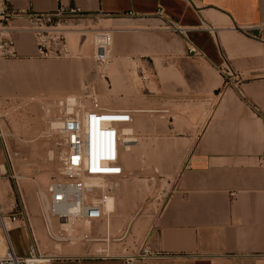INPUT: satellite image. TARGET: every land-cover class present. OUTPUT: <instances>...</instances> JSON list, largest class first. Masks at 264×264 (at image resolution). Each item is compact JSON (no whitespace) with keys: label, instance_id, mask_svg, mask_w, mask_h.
<instances>
[{"label":"crops","instance_id":"crops-1","mask_svg":"<svg viewBox=\"0 0 264 264\" xmlns=\"http://www.w3.org/2000/svg\"><path fill=\"white\" fill-rule=\"evenodd\" d=\"M9 2L14 10L48 12L64 6L126 17L144 26L145 34L158 23L167 24L155 15L162 9L169 24L185 29L186 38L173 30L185 51L169 57L176 63L178 84L162 85L161 91L157 84L156 110H137L172 114L162 128L156 118V156L167 164L163 174L168 177L162 179L167 185L143 200L155 204V210L137 218L139 213H132L131 223L140 220L129 227L123 251L134 254L146 247L163 254L129 264H264V170L259 165L264 152L259 114L264 112V0ZM105 22L108 26L112 20ZM16 47L26 56L35 53L29 34L17 36ZM107 74L115 86L114 68ZM133 128L125 132L133 136ZM128 211L124 208L121 215ZM10 239L17 254H27L25 226L15 225ZM73 249L78 250L66 251H81ZM121 256L65 254L51 264H128Z\"/></svg>","mask_w":264,"mask_h":264},{"label":"rangeland","instance_id":"rangeland-1","mask_svg":"<svg viewBox=\"0 0 264 264\" xmlns=\"http://www.w3.org/2000/svg\"><path fill=\"white\" fill-rule=\"evenodd\" d=\"M125 18L97 16L75 26L112 31L113 40L108 60L104 64H97L93 60L94 46L90 33L86 34L87 41L82 46L79 41L72 45V42H68L73 52L80 54V58L44 59L24 54L19 58H0V149L4 143L11 153L17 154L11 162H7L0 151L1 172L5 169L4 175L0 176V186L3 189L0 207L8 210L13 202L17 204V192L20 191L30 221L41 240V250L58 254L60 249V255L111 256L123 253V240H113L123 233L134 216L132 213L142 208L137 218L156 209L155 204L147 206L143 204V200L157 196L167 185L162 180L168 177L163 174V168L167 164L164 162L163 165V158L156 156V118L158 114L162 128L167 117L172 114L155 111L134 113L132 123L127 125L129 128L135 127V130L132 129L133 146L127 149L124 144L122 147L125 149L122 148L120 153L124 175L106 179L108 185L121 187L113 193L121 195H116L113 212L107 214V219L96 224V227L85 230L80 225L75 230L79 235L81 229H91L98 234L93 237L106 238V241L76 240L74 244H60L56 250V245L44 234L42 211L36 207L35 192L46 188L60 167L58 149L55 146L56 131H51L50 123L57 120L59 109L66 107L65 103L60 106L58 101L52 99L61 95H74L85 110L92 107V97L99 105L108 108L156 110L157 84L160 85V91L162 85L170 88L173 82L178 84L177 66L169 57L184 52L185 48L176 32L158 23L155 28L147 29L148 33L145 34L144 26ZM106 19L112 20L108 26ZM115 27L120 28V31L117 32ZM75 35L78 36V33ZM68 36L69 34L67 40ZM150 47H155L158 51L150 52ZM112 67L117 80L115 86L107 74ZM168 95L171 97V93L166 94L167 97ZM47 105L51 106L46 108ZM158 107L161 108V105ZM52 111L56 119L49 120L48 114ZM124 208L129 210L126 216L121 215ZM136 218L130 226L138 224L140 219ZM72 245L81 248V251L65 252Z\"/></svg>","mask_w":264,"mask_h":264},{"label":"built area","instance_id":"built-area-1","mask_svg":"<svg viewBox=\"0 0 264 264\" xmlns=\"http://www.w3.org/2000/svg\"><path fill=\"white\" fill-rule=\"evenodd\" d=\"M131 15L130 12L127 14L128 17ZM155 15L167 23L168 29H173L186 38L185 29L169 24L163 16L162 9H157ZM97 16L110 15L88 14L78 7L64 6H58L48 12L14 10L9 0H0V58L23 56L16 47V37L23 34H29L32 38L34 57L80 58V54L70 48L67 34L76 28V24L85 23ZM14 20L20 22L13 23ZM93 34V60L97 64H104L108 60L112 34L106 29H96ZM91 101H95L94 97ZM73 109L76 110H63L60 113L61 123L55 138L60 167L47 187V206L41 213L44 234L56 245L54 246L56 250L60 244H74L76 240L82 242L106 240L93 237L97 232H85L81 229V234L78 235L75 230L85 223L96 227V224L107 219L104 205L107 196L114 193V187L107 184H90L88 181L91 178L124 175L120 163L124 141L119 128L131 122L134 112L132 109L104 108L96 101L89 109L82 110L77 106H73ZM259 114L264 121V112L259 111ZM98 138L100 141L97 142ZM0 151L7 162H11L12 158L17 156L16 153H11L4 143ZM259 165L264 170V152L259 158ZM4 173L5 169L3 172L0 170V176ZM141 209L139 208L135 215ZM14 223L25 226L28 231L30 244L26 255L17 254L13 248L10 231L15 227H11ZM130 223L131 221L123 233L113 241L119 242L124 239ZM120 255L125 257L128 264L136 258L143 260L163 256L161 253L149 251L146 247H142L134 254H125L123 251L121 254L111 256ZM59 256L60 254L55 252L41 250L36 230L30 221L22 194L18 190L17 204L13 202L8 210L0 207V264H51Z\"/></svg>","mask_w":264,"mask_h":264},{"label":"bare ground","instance_id":"bare-ground-1","mask_svg":"<svg viewBox=\"0 0 264 264\" xmlns=\"http://www.w3.org/2000/svg\"><path fill=\"white\" fill-rule=\"evenodd\" d=\"M93 28H90V30L89 29H84V28H74V30H71V31H69L68 32V34H69V36H68V42H72V43H70L71 45L72 44H77V42L79 41L80 42V44H81V46L83 45V42L85 43L86 41H87V37H86V34H91V39H92V42H94V34H93ZM106 30H108V29H106ZM110 32H111V34H112V31L111 30H109ZM87 32V33H86ZM76 33H78V36L77 35H75ZM80 35H82L83 36V38H81L80 39ZM70 40V41H69ZM29 68V67H28ZM30 68H32V67H30ZM19 71V70H18ZM23 71V70H22ZM22 74V73H21ZM26 76V75H25ZM27 78V77H26ZM38 79V78H37ZM47 80V79H46ZM52 80V79H51ZM27 82V81H26ZM32 82V81H31ZM37 82V81H36ZM39 82H41V81H39ZM45 82V81H44ZM55 83V82H54ZM32 86V85H31ZM41 87V86H40ZM46 87V86H45ZM62 87V86H61ZM57 88V87H56ZM47 89V88H46ZM54 89V88H53ZM38 90V89H37ZM50 90V89H49ZM42 92V91H41ZM36 93V92H35ZM56 94V93H55ZM52 100H54V101H58V103H59V105L61 106V105H63V103H65V107L66 108H61V109H59V111H58V116H57V120H53V121H51V127L52 128H50L51 129V131H56L57 132V128L60 126V123H61V120H60V113L63 111V110H66V111H72V110H76V109H73V106H77L78 108H80V109H82V110H85L84 108H83V106H81V102L78 100V98L76 97V96H74V95H61V96H59V97H57V98H54V99H52ZM93 102H95V101H93ZM93 102H92V104H93ZM97 103V102H96ZM99 105V104H98ZM51 105H47L46 106V108H49ZM99 106H101V105H99ZM101 107H104V108H108V107H105V106H101ZM120 109H132V108H120ZM134 112H133V115H134V113H137V110L138 109H135V108H133L132 109ZM138 111H140V110H138ZM142 111H146V110H142ZM49 115V120L51 119V118H55V116L56 115H54V111H52L51 112V114H48ZM132 115V116H133ZM56 119V118H55ZM133 119V118H132ZM132 121V120H131ZM131 123V122H130ZM129 124V123H128ZM128 124H125V125H123V126H121L119 129H120V132H121V135H122V137L121 138H123V141H124V143L122 144V146H125L124 144H126V148L127 149H130V147L132 146V144H133V141H132V135H131V132L128 134V133H126L125 132V128L127 127V125ZM98 141H100V139L98 138L97 139V142ZM122 148L123 149H125V147H121V151H122ZM52 152V151H51ZM57 159H59V157H57ZM1 170V169H0ZM57 173H58V171H57ZM119 176H112V177H97V178H91V179H89V183L90 184H99V185H104V184H107L108 185V182L106 181V179H108V178H118ZM17 183V182H16ZM51 183V182H50ZM49 183V184H50ZM48 184V185H49ZM48 187V186H47ZM47 187L46 188H44L43 190H37L36 192H35V202H36V207L38 208L37 210H40V211H43V210H45L46 209V202H47ZM114 187V190L115 191H119L120 189H121V187L120 186H118V185H115V186H113ZM123 189V188H122ZM2 190V191H1ZM122 192H123V190H122ZM118 193V192H117ZM116 195H119V193L118 194H112V195H110V196H107V199H106V202H105V205H104V212H105V214H110V213H112L113 212V210H114V208H115V199L117 198V196ZM2 196H3V189H2V187L0 186V198H2ZM119 196H121V195H119ZM118 196V197H119ZM116 211V210H115ZM17 226V223H14V224H12L11 225V227H14V226ZM91 228V226L90 225H88L87 223H85L84 225H83V228L86 230V229H88V228ZM85 230H83V231H85ZM89 231H91V229H89ZM85 232H88V231H85ZM107 240V239H106ZM105 240V241H106ZM100 242V241H99ZM73 246V245H72ZM60 248V247H59ZM73 248H75V246H73V247H68V251H73L74 252V250L75 249H73ZM77 248V247H76ZM78 250V249H77ZM77 250H75V251H77ZM66 251V250H65ZM99 251V250H98ZM104 251V250H103ZM58 252V251H57ZM67 252V251H66ZM58 254H59V252H58Z\"/></svg>","mask_w":264,"mask_h":264}]
</instances>
